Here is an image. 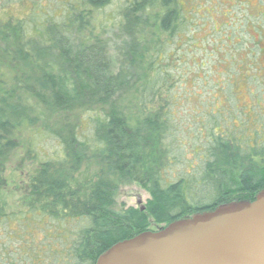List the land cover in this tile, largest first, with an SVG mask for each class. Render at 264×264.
<instances>
[{
  "label": "trees",
  "instance_id": "trees-1",
  "mask_svg": "<svg viewBox=\"0 0 264 264\" xmlns=\"http://www.w3.org/2000/svg\"><path fill=\"white\" fill-rule=\"evenodd\" d=\"M114 1L66 0L59 22L37 2L25 4L24 19L0 11V176L20 149L37 160V137L59 147L29 178L21 210L0 206V264H96L120 242L264 191L262 91L251 87L256 109L239 115L233 88L246 68L258 71L250 23L259 17L244 5V23L201 38L207 23L189 29L199 4L191 11L180 0H126L103 20ZM186 42L198 56L184 55ZM222 53L232 54L211 63ZM186 64L196 92L186 91ZM188 102L196 108L182 110ZM93 161V186H76ZM130 184L150 199L117 208L115 194Z\"/></svg>",
  "mask_w": 264,
  "mask_h": 264
},
{
  "label": "rangeland",
  "instance_id": "rangeland-1",
  "mask_svg": "<svg viewBox=\"0 0 264 264\" xmlns=\"http://www.w3.org/2000/svg\"><path fill=\"white\" fill-rule=\"evenodd\" d=\"M66 0H0V11L3 10V7H9V11L14 17L24 19L27 15L30 16L29 11L31 10L30 6L25 5L26 3L37 2L40 6L42 11L49 10L48 16H52L55 22H59L63 19L65 14V2ZM126 0H115L112 4L106 8L107 16L102 15V19L111 20V14L116 13L118 10L119 5H123ZM184 5L186 10H194L195 7L199 4L198 9H201L200 14L194 15V22L190 23L189 29L192 32H199L202 28V25L205 26L207 23L206 28L207 33L202 32L199 37H205L207 34L211 32V30H220L221 28L223 31L226 29L225 24H230L231 21H238V23H244L246 11H244V5L247 7V12L249 15L253 17H259L258 19H253L254 25L250 23L251 33L253 37H255L258 41V46L253 45V50L257 52L258 58V71L251 70L250 68H246L243 73H240L243 80L236 81V86L233 87L236 91L235 96V106L240 108L241 112L238 114L241 115L244 112H252L256 109L254 103V96L252 94L253 91H257V93L262 91L261 96L264 98V0H180ZM218 4V6H217ZM196 11H199V10ZM217 9V10H216ZM212 12L214 16V20L209 19L211 14L208 13ZM216 10V11H215ZM226 12H230L229 18L233 17V19L226 18ZM0 19L6 17L4 12H0ZM7 17H9L7 15ZM225 17V18H224ZM34 18H37L34 16ZM212 22L210 25L209 22ZM263 21V22H261ZM240 23V24H242ZM256 28V29H254ZM107 31V30H105ZM217 36H212V39H216ZM185 45V53L184 55L187 57L198 56V50H194L190 43L186 42ZM217 45H212V48H216ZM182 51H178V53H174V56H180ZM222 53L220 56H213L212 62H218L220 57L230 59L231 54ZM239 56V55H238ZM240 57L244 58V60H248L247 55H241ZM247 61H245V64ZM185 74L187 77L190 75V80L187 83V90L188 92H196V89H192V80H191V72L192 66L190 64L184 65ZM181 69V68H180ZM178 69V70H180ZM210 77H212V71L209 69ZM208 73L201 74L202 78ZM252 77H256L254 82H251ZM211 79V78H210ZM249 79V80H248ZM195 88V87H194ZM205 92H208L205 91ZM182 93V92H181ZM261 99L263 106L261 108L264 109V99ZM196 108L192 102L185 103L182 110H193ZM191 109V110H190ZM261 109V110H263ZM230 115V114H229ZM247 115V114H245ZM73 122L78 124L77 118L78 116L73 115L72 117ZM258 118L260 120L261 126L258 127L259 130L262 129L264 125V115L259 114ZM232 118L230 117V121ZM235 125H240V121H234ZM242 123V121H241ZM256 124V123H255ZM232 126H234L232 124ZM254 125L251 124L250 127ZM252 129V128H251ZM254 129V128H253ZM252 129V130H253ZM249 130V129H247ZM31 133H27L23 138L22 142L25 144V140H28ZM35 139V138H34ZM193 142V141H192ZM192 142H189V146L185 147L187 150L188 158L192 157ZM252 144V143H251ZM32 149L36 154V161H26L25 157V149H20L17 151L7 162L6 170L4 174L0 176V206L3 207L7 213H15L21 210L23 205V199L25 196L28 195V181L29 178L33 176L39 169V163L43 161H47L49 158H53L56 156V153L59 150L58 143L56 141L50 140V138L42 139L37 137L32 143ZM98 170V166L96 162L85 163L82 165V168L76 175L75 183L76 186H81L83 188L92 187L95 181V175ZM150 199L149 194L143 190L139 185L130 184L128 186H124L115 194V202L117 208H141L143 207L146 202ZM15 225H12L11 228L15 229ZM156 227H154L155 229ZM3 232V228H0V234ZM5 235L0 236V242L4 240ZM37 240L38 242V238ZM39 245V243H37ZM16 248H19L18 242H15ZM38 247V246H37Z\"/></svg>",
  "mask_w": 264,
  "mask_h": 264
},
{
  "label": "water",
  "instance_id": "water-1",
  "mask_svg": "<svg viewBox=\"0 0 264 264\" xmlns=\"http://www.w3.org/2000/svg\"><path fill=\"white\" fill-rule=\"evenodd\" d=\"M96 264H264V191L120 242Z\"/></svg>",
  "mask_w": 264,
  "mask_h": 264
}]
</instances>
